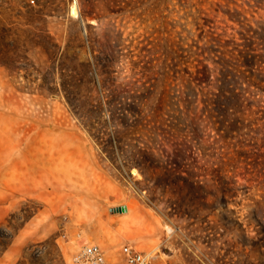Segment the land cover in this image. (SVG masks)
Masks as SVG:
<instances>
[{
    "label": "rangeland",
    "instance_id": "obj_1",
    "mask_svg": "<svg viewBox=\"0 0 264 264\" xmlns=\"http://www.w3.org/2000/svg\"><path fill=\"white\" fill-rule=\"evenodd\" d=\"M220 56L248 97L226 130L204 102ZM250 80L264 86V0H0V264H70L84 243L111 264L123 243L172 264H264Z\"/></svg>",
    "mask_w": 264,
    "mask_h": 264
},
{
    "label": "trees",
    "instance_id": "obj_2",
    "mask_svg": "<svg viewBox=\"0 0 264 264\" xmlns=\"http://www.w3.org/2000/svg\"><path fill=\"white\" fill-rule=\"evenodd\" d=\"M219 59L220 60L224 59V63L222 65V68L220 69L221 76L220 78H218L219 81L218 91L217 92L207 91V94L204 95L205 96L204 102L206 104V107H208L207 117L210 120V122L214 124L218 122L220 129L226 130V128L228 129L230 128V126L233 127L240 124V117H238L236 114H238V112L244 113L243 104L245 100H248V97H246L247 91L244 88H242L241 85L236 86L235 83L237 82L235 80V76H232V78L228 77L231 72V70H229L228 68V64L231 60L226 59L224 56H220ZM242 61L244 65H247L248 67H252V69H254L253 65L256 63L255 58H251V57L248 58L246 56V58H244ZM258 73L259 74H257V77L262 72L258 71ZM251 82L255 87H257L256 90H261V89L264 90V86L261 85L260 82H255V81H251ZM231 84H233V86H231ZM238 88L239 91H236V89ZM249 94L255 96L253 91H249ZM237 107L238 109H236ZM10 239H11V234L0 228V256L9 245Z\"/></svg>",
    "mask_w": 264,
    "mask_h": 264
},
{
    "label": "built area",
    "instance_id": "obj_3",
    "mask_svg": "<svg viewBox=\"0 0 264 264\" xmlns=\"http://www.w3.org/2000/svg\"><path fill=\"white\" fill-rule=\"evenodd\" d=\"M122 264H172L155 260L143 250L131 243H123L119 247ZM70 264H111L105 250L97 243H84L70 256Z\"/></svg>",
    "mask_w": 264,
    "mask_h": 264
},
{
    "label": "bare ground",
    "instance_id": "obj_4",
    "mask_svg": "<svg viewBox=\"0 0 264 264\" xmlns=\"http://www.w3.org/2000/svg\"><path fill=\"white\" fill-rule=\"evenodd\" d=\"M71 13L74 14V15L76 14V5H75V3H73L71 5ZM133 172L136 173L135 170H133Z\"/></svg>",
    "mask_w": 264,
    "mask_h": 264
},
{
    "label": "water",
    "instance_id": "obj_5",
    "mask_svg": "<svg viewBox=\"0 0 264 264\" xmlns=\"http://www.w3.org/2000/svg\"><path fill=\"white\" fill-rule=\"evenodd\" d=\"M124 208H125V207L123 206L122 208H119L118 210H119V211H123V210H124Z\"/></svg>",
    "mask_w": 264,
    "mask_h": 264
}]
</instances>
